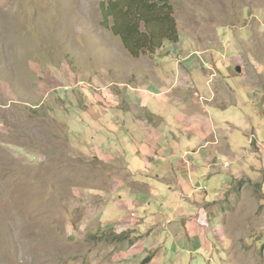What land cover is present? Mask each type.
<instances>
[{"label":"rangeland","instance_id":"1","mask_svg":"<svg viewBox=\"0 0 264 264\" xmlns=\"http://www.w3.org/2000/svg\"><path fill=\"white\" fill-rule=\"evenodd\" d=\"M170 3L176 38L148 37L133 54L113 19L105 23L109 0H0V264H264V154L254 141L238 163L222 159L235 175L214 199L203 198L206 222L192 223L189 201L168 203L167 186L145 193L161 200L135 205L140 217L113 202L121 151L115 121L133 123L125 101L135 102L132 86L154 79L183 89L194 57L193 66L205 63L210 74L234 62L233 70L248 71L264 90V0ZM199 79L207 95L210 83ZM247 96L240 107L248 110ZM249 111L252 122L262 121L263 109ZM132 132L129 161L136 156ZM258 137L264 140V127ZM134 223L151 231L145 251Z\"/></svg>","mask_w":264,"mask_h":264},{"label":"crops","instance_id":"2","mask_svg":"<svg viewBox=\"0 0 264 264\" xmlns=\"http://www.w3.org/2000/svg\"><path fill=\"white\" fill-rule=\"evenodd\" d=\"M194 62L193 57L185 63L189 64L187 69L191 76L185 81L183 89L176 92L168 89V86L157 85L154 79L146 85L132 86L135 102L126 98L125 101L133 110V123H128L126 117L116 118V146L121 148V151L117 150L119 164L116 166L117 173L114 177L118 198L113 202L119 210L125 206L131 208V217L139 216L134 212L135 205L144 206L150 204L153 198L159 199L158 195L151 199L144 198L150 188L167 186L173 195L168 203L176 208L181 200L189 201L192 223L198 219L206 222L207 209L203 205V198L206 201L214 199L217 189L228 184L231 181L230 176L235 175L234 168L228 166V160L234 159V164L238 163L237 158L247 151L252 141L256 142L255 145L260 147L264 154V140L261 141L258 137V132L264 127V112L257 111L258 114L261 113L259 117L262 121L256 124L251 121L253 114L249 111L252 105L264 110L262 84L258 83V80L252 81L248 71L242 74L241 71L233 70L234 62L217 65L219 71L216 69L212 74L211 71H206L209 68L205 67V63L194 67ZM203 68L207 73L203 72ZM235 74L240 75V81L233 82ZM186 76L188 77L187 72ZM200 77L210 83L207 95L199 91ZM240 86L248 90V110L245 106L240 107L247 103L243 97L246 95H242ZM136 91L143 94H136ZM118 94L120 92L115 95ZM119 96L116 99L119 100ZM151 97L156 98L154 105L150 103ZM127 124L131 125L130 128H126ZM253 129L255 133L250 137L247 133L254 132ZM131 131L136 146L133 154L136 156L129 161L124 156L125 149L133 144L127 139L128 132ZM239 133L245 136L247 142L238 139L239 135L236 134ZM121 135H125L126 142L121 139ZM222 159L228 160L223 163ZM202 168L206 170L203 171ZM139 173L145 175L143 180L137 177ZM197 174L199 176L195 178ZM118 209L116 208L117 211ZM150 214V209H146L145 216L140 218L142 224H148L147 216ZM175 215L176 212L173 211L168 220H173ZM122 218L123 222H128L126 217L121 216ZM139 225L141 224L135 226L134 223L133 229H137L138 236L142 235L138 244L142 245V251H145L150 247L148 235L151 231L141 232ZM187 234L193 236L191 232L187 231Z\"/></svg>","mask_w":264,"mask_h":264},{"label":"trees","instance_id":"3","mask_svg":"<svg viewBox=\"0 0 264 264\" xmlns=\"http://www.w3.org/2000/svg\"><path fill=\"white\" fill-rule=\"evenodd\" d=\"M103 15L106 25H109L110 17L113 19L112 30L120 35L133 54L146 48L144 44L148 37L153 41L163 37L174 40L177 36L170 0H109Z\"/></svg>","mask_w":264,"mask_h":264},{"label":"water","instance_id":"4","mask_svg":"<svg viewBox=\"0 0 264 264\" xmlns=\"http://www.w3.org/2000/svg\"><path fill=\"white\" fill-rule=\"evenodd\" d=\"M238 70H240V69L238 68Z\"/></svg>","mask_w":264,"mask_h":264}]
</instances>
